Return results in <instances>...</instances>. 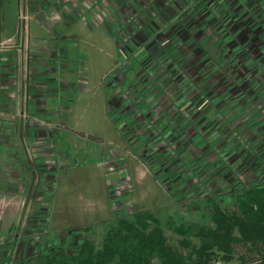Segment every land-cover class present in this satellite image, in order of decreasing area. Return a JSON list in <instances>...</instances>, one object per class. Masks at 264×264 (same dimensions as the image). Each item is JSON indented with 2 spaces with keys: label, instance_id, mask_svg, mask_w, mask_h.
Here are the masks:
<instances>
[{
  "label": "rangeland",
  "instance_id": "374dc122",
  "mask_svg": "<svg viewBox=\"0 0 264 264\" xmlns=\"http://www.w3.org/2000/svg\"><path fill=\"white\" fill-rule=\"evenodd\" d=\"M122 2L0 0L1 28L26 50L37 16L50 34L34 49L62 71L63 96L25 116L36 139H14L29 173L0 192V264H37L25 258L83 232L98 247L143 211L174 245L171 228L210 226L214 205L264 184V0ZM64 4L73 25L54 29Z\"/></svg>",
  "mask_w": 264,
  "mask_h": 264
},
{
  "label": "trees",
  "instance_id": "16d2710c",
  "mask_svg": "<svg viewBox=\"0 0 264 264\" xmlns=\"http://www.w3.org/2000/svg\"><path fill=\"white\" fill-rule=\"evenodd\" d=\"M238 190L232 210L212 207L210 226L169 228L179 238L174 245L160 220L143 211L132 219L117 218L98 247L84 235L91 231L85 227L77 237L72 234L25 259L36 257L37 264H264V184Z\"/></svg>",
  "mask_w": 264,
  "mask_h": 264
},
{
  "label": "crops",
  "instance_id": "0c3cea01",
  "mask_svg": "<svg viewBox=\"0 0 264 264\" xmlns=\"http://www.w3.org/2000/svg\"><path fill=\"white\" fill-rule=\"evenodd\" d=\"M116 3L120 6L124 5L122 0H116ZM45 4H43L45 7L49 5ZM65 6L64 4L63 10L65 12L62 15L63 19L62 21L60 20L59 23L53 24L54 29L56 26H66V24L73 25V21L71 20L73 16L68 13L69 9ZM29 8L30 10L33 9L31 5ZM37 20L38 16L33 21L36 24L37 32L34 31L33 33L32 30L30 31V35H28L30 46L33 47V49H31L32 51L26 50L25 43L27 40L24 36L20 38L19 36L10 35L4 32L0 25V41L5 42L13 39L16 41L17 48L12 51L0 52V192L3 191L9 195L14 189L13 186L11 187L10 185L14 183L16 176H20L19 181H21V174L24 167L26 175L29 173L26 163L25 166H23V161L19 163L13 162L17 157L14 153L19 152L18 156H22L24 152L14 144V139L21 135L18 130L22 131L23 129V132H25L23 136L26 137V139L31 140L32 136L36 139V133L30 132L32 128L23 125V122L26 121L25 118L28 117L29 119L30 117H34V115H43L45 106H49L51 103L52 105H59V101L62 100L63 97H61L62 91H59L56 82L57 75L62 71H59L60 73L58 74H53L54 68L51 67L53 59L49 58L43 65L38 64L37 58H39V53L34 49V47L37 46L36 41L47 42L50 40L39 34V32H43L46 36L50 34L40 26V22ZM16 29L18 32V28ZM54 29L52 35L55 32ZM5 129L9 131L4 133L3 130ZM38 136L40 137V134ZM8 137L10 138L9 141H7L9 139ZM10 173L11 176L7 177ZM258 177L259 174L257 173L256 178ZM255 181L257 183L259 182L257 179H255ZM5 182H8L9 185L7 183L3 185ZM3 186H7V188L4 189ZM0 199L3 203H6L4 194L0 196ZM3 214H5V212ZM62 241L63 240L54 244H59ZM51 245L52 244H49V246Z\"/></svg>",
  "mask_w": 264,
  "mask_h": 264
},
{
  "label": "built area",
  "instance_id": "2783aa9c",
  "mask_svg": "<svg viewBox=\"0 0 264 264\" xmlns=\"http://www.w3.org/2000/svg\"><path fill=\"white\" fill-rule=\"evenodd\" d=\"M123 188L125 189V188H127V190H129V188H128V184H127V182H126V184L125 185H123ZM126 190V189H125ZM121 189H120V187L118 188V187H116V190H115V194H117V196H121Z\"/></svg>",
  "mask_w": 264,
  "mask_h": 264
}]
</instances>
